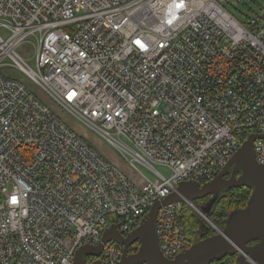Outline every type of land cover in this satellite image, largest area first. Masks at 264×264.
I'll return each mask as SVG.
<instances>
[{"label":"built area","instance_id":"1","mask_svg":"<svg viewBox=\"0 0 264 264\" xmlns=\"http://www.w3.org/2000/svg\"><path fill=\"white\" fill-rule=\"evenodd\" d=\"M232 10L223 0H0V264H74L79 247L112 224L127 235L179 182L212 179L251 134L264 165V5ZM185 204L200 216L187 200L157 212L168 259L190 245ZM122 253L109 240L92 257L120 264Z\"/></svg>","mask_w":264,"mask_h":264},{"label":"water","instance_id":"2","mask_svg":"<svg viewBox=\"0 0 264 264\" xmlns=\"http://www.w3.org/2000/svg\"><path fill=\"white\" fill-rule=\"evenodd\" d=\"M255 138L256 135H249L222 170L209 181L179 182L175 190L150 206L138 226L127 235L120 234L114 224L106 228L97 246L84 245L75 251L74 264H102L99 259L87 263L86 256L98 257L103 245L109 240L123 245L120 264H210L213 260H221L219 264H223L222 259L225 256L233 255H236L235 264H251L250 260L264 264V165L255 159ZM229 172V177L224 178ZM237 172L240 174L235 177ZM238 187L250 189L249 198L245 206L228 213L226 224L221 230L200 240H194L172 259L164 257L159 248L155 228L157 212L161 206L185 200L193 202L213 195L209 198L208 205L198 207L204 228L208 229L204 216L208 218L209 208L218 193ZM134 243H138L137 250L130 253L129 247Z\"/></svg>","mask_w":264,"mask_h":264},{"label":"trees","instance_id":"3","mask_svg":"<svg viewBox=\"0 0 264 264\" xmlns=\"http://www.w3.org/2000/svg\"><path fill=\"white\" fill-rule=\"evenodd\" d=\"M236 11H238L240 14H244L239 10V8H236ZM234 196L232 200V204L229 206L220 205L219 201L222 197H217L212 206L209 208V215L208 218L213 222L217 227L220 228V230L225 226L226 219L228 216V213L234 209H239L246 205V202L249 198L251 190L246 187H240L237 189H234ZM193 203L199 207L200 204H198L197 201H193ZM203 205H208L206 201L203 202ZM202 218L193 211L188 205H184L182 209V213L180 216V220L184 226V231L188 235L190 242H193L196 240L201 232V229L203 228L204 224L201 220ZM205 227V226H204ZM206 227L211 231V233H215V230L209 226L206 223ZM138 243H135L134 245L129 247V252L133 253L137 250ZM224 259V258H223Z\"/></svg>","mask_w":264,"mask_h":264},{"label":"rangeland","instance_id":"4","mask_svg":"<svg viewBox=\"0 0 264 264\" xmlns=\"http://www.w3.org/2000/svg\"><path fill=\"white\" fill-rule=\"evenodd\" d=\"M230 0H223V5L228 9V10H232L234 8H239V10L241 11H248V10H253V9H257V7L264 5V0H235L234 3L233 2H227ZM250 7V8H249ZM231 12H233L236 16H240V13L237 11L235 12L234 10H232ZM23 53L26 56H29V52L28 51H23ZM14 75H17L20 79L25 80L29 83V87L33 89V91L36 92V94L38 95V97L42 98L43 100H45V102H47L50 107L55 111L58 112L56 110V108L54 107V105L52 104V102L48 99V97L36 86L32 85L30 80L24 75L21 74L17 71L15 72H10ZM70 125L73 127H71L73 130H75L77 133L81 134L84 136V138H86L87 140H89L91 143H93L97 149L99 151H101L103 154H105L107 157H109L111 160H114L116 162V164L121 167L127 174H130V169L128 168L127 165H125V163L119 158L118 154L115 152L114 148L103 143L99 137L94 134L93 132L89 131L88 129L81 127V125L77 124L75 121L69 120L68 118L66 119ZM103 151H105L106 153H104ZM141 172L144 175L148 176V171L144 168H141ZM195 213H197L195 210H193ZM213 223V222H212ZM214 224V223H213ZM215 228H213L214 230H216L215 232H217L218 230H220L219 227H217L214 224ZM217 227V228H216Z\"/></svg>","mask_w":264,"mask_h":264},{"label":"flooded vegetation","instance_id":"5","mask_svg":"<svg viewBox=\"0 0 264 264\" xmlns=\"http://www.w3.org/2000/svg\"><path fill=\"white\" fill-rule=\"evenodd\" d=\"M240 174V172H237L235 173V177L238 176ZM230 175V172L225 174L224 175V178H228ZM240 188V187H238ZM234 189H237V188H229V189H225V190H221L219 193H218V197H222L221 200L219 201L220 205H224L225 206H229L230 204H232V200H233V196H234ZM213 197V195L211 196H208L204 199H201V200H196L198 202V204L200 205H203V202L206 201L208 202L209 201V198ZM207 230V231H206ZM216 233V232H215ZM214 233H211V231L207 228H203L201 229V232L198 236V238L196 239L197 240H200L206 236H209V235H212ZM254 242V241H253ZM192 242H190V245H191ZM251 244V243H250ZM94 261L93 257L92 256H86V262H92ZM221 261V260H220ZM219 260H213L210 264H219L220 262ZM223 261V264H235L236 262V255H233V256H225L224 259H222Z\"/></svg>","mask_w":264,"mask_h":264},{"label":"crops","instance_id":"6","mask_svg":"<svg viewBox=\"0 0 264 264\" xmlns=\"http://www.w3.org/2000/svg\"><path fill=\"white\" fill-rule=\"evenodd\" d=\"M104 153H106L105 151H103Z\"/></svg>","mask_w":264,"mask_h":264},{"label":"bare ground","instance_id":"7","mask_svg":"<svg viewBox=\"0 0 264 264\" xmlns=\"http://www.w3.org/2000/svg\"><path fill=\"white\" fill-rule=\"evenodd\" d=\"M132 253V252H131ZM88 263V262H87Z\"/></svg>","mask_w":264,"mask_h":264}]
</instances>
